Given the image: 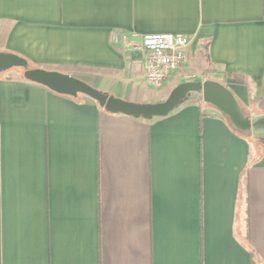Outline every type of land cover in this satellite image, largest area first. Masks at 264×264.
I'll return each instance as SVG.
<instances>
[{"label": "crops", "instance_id": "1", "mask_svg": "<svg viewBox=\"0 0 264 264\" xmlns=\"http://www.w3.org/2000/svg\"><path fill=\"white\" fill-rule=\"evenodd\" d=\"M147 34L190 39L157 89ZM0 52L139 104L212 80L264 115V0H0ZM0 264H264V139L195 93L143 120L0 73Z\"/></svg>", "mask_w": 264, "mask_h": 264}, {"label": "water", "instance_id": "2", "mask_svg": "<svg viewBox=\"0 0 264 264\" xmlns=\"http://www.w3.org/2000/svg\"><path fill=\"white\" fill-rule=\"evenodd\" d=\"M11 69L22 70L25 80L42 85L56 94L72 98L78 94L83 95L96 102L101 109L108 113L143 120L164 117L180 106L188 93H199L202 101L219 111L234 129L250 133L254 138L264 139V115L251 117L244 115L230 90L212 80L185 82L176 86L163 102L139 104L100 92L69 75L39 68L30 69L27 61L22 57L0 52V73Z\"/></svg>", "mask_w": 264, "mask_h": 264}, {"label": "built area", "instance_id": "3", "mask_svg": "<svg viewBox=\"0 0 264 264\" xmlns=\"http://www.w3.org/2000/svg\"><path fill=\"white\" fill-rule=\"evenodd\" d=\"M190 39L173 34H147L140 39L146 58L144 78L146 83L157 89L188 61Z\"/></svg>", "mask_w": 264, "mask_h": 264}, {"label": "trees", "instance_id": "4", "mask_svg": "<svg viewBox=\"0 0 264 264\" xmlns=\"http://www.w3.org/2000/svg\"><path fill=\"white\" fill-rule=\"evenodd\" d=\"M28 63V62H27ZM28 68H30V69H34L32 66H30L29 65V63H28ZM12 70H20V69H11V70H9V71H12ZM9 71H6V72H9ZM20 71H22V70H20ZM3 73H5V72H3ZM236 83H238V84H242L243 83V81H240V80H236ZM197 95H199V101L201 100V96H200V94L199 93H196ZM179 107V106H178ZM177 107V108H178ZM177 108H175L174 110H176ZM173 110V111H174Z\"/></svg>", "mask_w": 264, "mask_h": 264}, {"label": "rangeland", "instance_id": "5", "mask_svg": "<svg viewBox=\"0 0 264 264\" xmlns=\"http://www.w3.org/2000/svg\"><path fill=\"white\" fill-rule=\"evenodd\" d=\"M14 71V70H13ZM18 71V70H17ZM19 73H21V71L19 70ZM196 94V93H195ZM193 95V93H188L187 94V97H186V99L183 101V103H185V102H187L190 98H191V96Z\"/></svg>", "mask_w": 264, "mask_h": 264}]
</instances>
